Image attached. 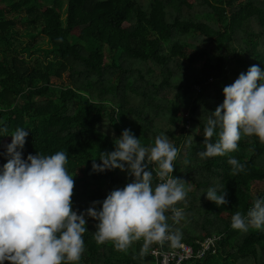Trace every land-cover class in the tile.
I'll list each match as a JSON object with an SVG mask.
<instances>
[{
    "label": "trees",
    "instance_id": "16d2710c",
    "mask_svg": "<svg viewBox=\"0 0 264 264\" xmlns=\"http://www.w3.org/2000/svg\"><path fill=\"white\" fill-rule=\"evenodd\" d=\"M253 65L264 70V0H0V126L30 130L22 158L66 151L79 212L131 182L118 169L91 170L124 129L144 145L166 133L180 150L173 176L188 182L176 205L184 218L173 225L167 213L174 243L196 250L217 238L215 253L188 264H264V230L231 227L264 196L254 187L264 183V142L243 137L238 151L198 156L223 87ZM10 142L0 136V167ZM229 157L245 170L233 174ZM210 186L225 188L226 205L205 199ZM96 223L86 220L80 264H155L156 242L146 253L143 239L119 251L96 243Z\"/></svg>",
    "mask_w": 264,
    "mask_h": 264
},
{
    "label": "clouds",
    "instance_id": "9594fccd",
    "mask_svg": "<svg viewBox=\"0 0 264 264\" xmlns=\"http://www.w3.org/2000/svg\"><path fill=\"white\" fill-rule=\"evenodd\" d=\"M222 95V103L210 112L203 129L201 159L238 151L243 137L255 136L264 142V70L249 67L223 87ZM29 131L17 127L9 133L0 126V136H11L4 146L7 162L0 167V264H80L87 218L97 222L92 234L96 243L111 241L119 251L141 239L142 253L154 242L179 241L180 234L171 231L167 213L176 223L184 218L183 209L176 205L186 200L188 182L172 175L180 150L166 133L144 145L124 129L114 140L112 151L92 159L91 170L118 169L126 172L131 182L78 212L72 201L74 175L66 167L68 153L36 152L22 158ZM228 164L233 174L245 170L236 157H229ZM201 194L218 207L228 203L225 188L220 191L210 186ZM231 227L241 232L250 227L264 230V196L256 197L246 214L236 211Z\"/></svg>",
    "mask_w": 264,
    "mask_h": 264
},
{
    "label": "built area",
    "instance_id": "2783aa9c",
    "mask_svg": "<svg viewBox=\"0 0 264 264\" xmlns=\"http://www.w3.org/2000/svg\"><path fill=\"white\" fill-rule=\"evenodd\" d=\"M196 89H198L196 87ZM173 175V173H172ZM173 225L177 224L173 221ZM172 225V226H173ZM173 232V230H172ZM216 240L217 238H206L202 241L195 250L194 247L187 245L185 243H174L169 240H165L163 243L156 242V247L151 250L154 257L155 264H188L195 259H202L208 253L216 252ZM171 243L170 249L164 250L163 245L166 243Z\"/></svg>",
    "mask_w": 264,
    "mask_h": 264
},
{
    "label": "rangeland",
    "instance_id": "374dc122",
    "mask_svg": "<svg viewBox=\"0 0 264 264\" xmlns=\"http://www.w3.org/2000/svg\"><path fill=\"white\" fill-rule=\"evenodd\" d=\"M232 80H233V78H232ZM121 173H122L123 175H127L126 172H122V171H121ZM254 187H256V188H258V189H263V187H264V183H255V184H254Z\"/></svg>",
    "mask_w": 264,
    "mask_h": 264
}]
</instances>
